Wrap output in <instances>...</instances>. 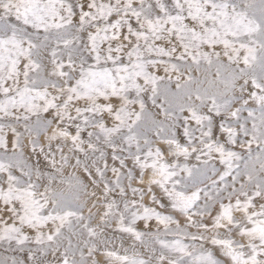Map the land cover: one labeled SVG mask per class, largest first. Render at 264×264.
<instances>
[{"label":"snow or ice","instance_id":"6c2138e0","mask_svg":"<svg viewBox=\"0 0 264 264\" xmlns=\"http://www.w3.org/2000/svg\"><path fill=\"white\" fill-rule=\"evenodd\" d=\"M0 249L264 264V0H0Z\"/></svg>","mask_w":264,"mask_h":264},{"label":"rangeland","instance_id":"374dc122","mask_svg":"<svg viewBox=\"0 0 264 264\" xmlns=\"http://www.w3.org/2000/svg\"><path fill=\"white\" fill-rule=\"evenodd\" d=\"M113 19H114V17H113ZM161 74H162V73H161ZM70 131H72V130L70 129ZM8 136H9V137L11 136V133H10V132L8 133ZM85 136H86V134H85ZM106 158H107V160H108V164H109L110 167L113 166V165H115L116 167H119V163H118V162H113V161L110 159V156H109V157H106ZM181 162H182V160H181ZM189 163H195V161L190 159ZM217 166L219 167V165H217ZM128 169H132V170H133V175H134V176L138 175V170L132 165L131 162H127V163H126V167H125L124 169H121V171H122V172H126ZM69 171H72V169H69ZM107 177H108L109 179L112 178V174H111V172H108ZM146 179H147V177H146ZM125 183H127V182L125 181ZM132 183H133V186H134V187H141V188H144V187H145L144 185H137L135 180H133ZM149 187H152V192L149 193V194H147V195H145V196L143 197V200H142L141 202H142L145 206L156 208L158 211H162V212L170 211V209H167V208H165V209H161V208H159L158 205L154 204V203L151 201L150 196H151V195H155L157 199H160V200L162 201V203H167L166 198H163V197H162V194H161V192H160V190H159L158 188H156V187H154V186H149ZM145 191H147V189H145ZM85 211L87 212V209H85ZM93 211L95 212L96 209H93ZM174 215H176V214H174ZM176 218H177V219H181V217H180L179 215H176ZM181 222H183L182 219H181ZM205 222H207V221H205ZM93 223H95V221H93ZM149 224L152 225L153 227H155V225H156V221L153 219V220L149 221ZM142 225H143V221L138 220V221L136 222V227H137L138 229H139V228H142ZM190 230H191V229H190ZM121 240L123 241V244H124L125 247H129V246L132 244L131 237H129L127 234H116V235H115V244H114V246H118V245L121 243ZM206 246H207V245H206ZM136 249H137V250H140V251L143 250L142 247L139 245L138 242H136ZM130 251H131V249H130ZM0 252H2V249H0ZM220 258L223 260L222 257H220Z\"/></svg>","mask_w":264,"mask_h":264}]
</instances>
